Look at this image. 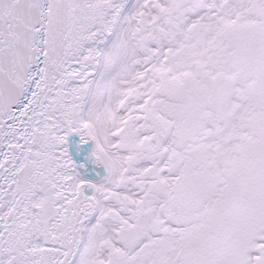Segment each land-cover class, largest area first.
<instances>
[{
	"label": "snow or ice",
	"instance_id": "obj_1",
	"mask_svg": "<svg viewBox=\"0 0 264 264\" xmlns=\"http://www.w3.org/2000/svg\"><path fill=\"white\" fill-rule=\"evenodd\" d=\"M0 264H264V0H0Z\"/></svg>",
	"mask_w": 264,
	"mask_h": 264
}]
</instances>
